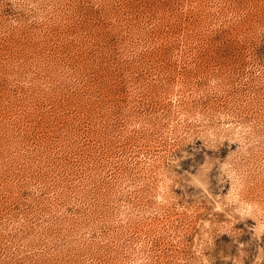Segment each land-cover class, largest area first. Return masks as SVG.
Wrapping results in <instances>:
<instances>
[{
	"label": "rangeland",
	"instance_id": "374dc122",
	"mask_svg": "<svg viewBox=\"0 0 264 264\" xmlns=\"http://www.w3.org/2000/svg\"><path fill=\"white\" fill-rule=\"evenodd\" d=\"M0 264H264V0H0Z\"/></svg>",
	"mask_w": 264,
	"mask_h": 264
}]
</instances>
